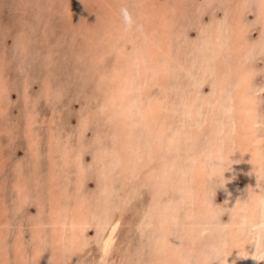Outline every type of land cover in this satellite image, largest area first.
I'll return each mask as SVG.
<instances>
[{"label":"rangeland","instance_id":"rangeland-1","mask_svg":"<svg viewBox=\"0 0 264 264\" xmlns=\"http://www.w3.org/2000/svg\"><path fill=\"white\" fill-rule=\"evenodd\" d=\"M263 6L262 0H0V209L4 210L0 214V264H22L23 255L28 259L23 264H55V257L58 264H204L202 255L207 258L213 246L219 251L212 264H226V257L233 255L231 229L245 233L251 243L242 264H264V210L257 223L235 213L236 203L248 201L249 179L233 158L223 186L217 188L211 148L212 119L227 128L223 131L231 127L230 113L235 112L237 120L233 109L236 80L232 84L228 77L231 81H227L215 67L234 68L237 58L225 45L226 25L241 10L248 29L247 62L253 69L249 88L255 96L257 135L264 157ZM122 8L131 14L134 33L121 17ZM141 14L161 19L167 14L171 17L167 24L174 30L171 68L165 72L167 87L156 81L146 93L142 84L159 72L147 62L140 64V51L148 48L140 34ZM120 26L127 28L126 36L116 31ZM106 29L113 32L108 33L111 38ZM104 34L117 42L115 49L108 40L97 44ZM216 34L220 35L217 39ZM121 58L127 62L125 74L131 77L121 73L119 82L129 83V93L118 89L119 82L111 77ZM156 94L164 103L155 116L148 113L145 117L142 103L152 102ZM130 117L137 120V130L126 126L129 130L120 136L125 124L119 120L127 122ZM194 127L203 134L193 145L189 134ZM151 128L154 131L148 133ZM152 140L159 153L151 159L144 156L152 154ZM184 154L203 155L207 162L208 199L202 206L193 194L184 195L182 182L168 180L176 171L186 174L192 165ZM158 168L164 170L168 182L163 193ZM52 171L61 192L58 218L70 221L77 200L89 209L87 223L79 228L81 247L71 237L69 224L59 238L70 243L54 241ZM260 185L264 193V174ZM115 223L108 254L103 242ZM57 247L65 248L66 259H58ZM172 247L174 253L169 252Z\"/></svg>","mask_w":264,"mask_h":264},{"label":"bare ground","instance_id":"bare-ground-1","mask_svg":"<svg viewBox=\"0 0 264 264\" xmlns=\"http://www.w3.org/2000/svg\"><path fill=\"white\" fill-rule=\"evenodd\" d=\"M235 3H236V1H235ZM238 3H239V1H238ZM262 3L264 5V0H262ZM233 12H232V14H233ZM240 12H241V10H240ZM240 12H237V15H234L233 14L231 16V18H230V23H227L228 25H226V26H229V34H228L227 40L225 41V45H226V43H228L227 44L228 49H230V50L232 49V52L229 51V53L232 54V55L234 54V56L236 55L235 57L237 58L236 62L234 63L235 65H233L234 68H230V69H233V72L232 73H230L231 71L228 72L230 69L224 68V65L217 64L216 67H215L217 73L219 72V69H220L221 74L223 75V77L225 75L226 80L228 79V77H231L232 78V82H233V79H234V82L236 80V93H235V102H234L233 109H234V111L236 109V115H237V118L236 119L238 121L237 120L234 121V118L233 117L235 115L234 114L235 112L234 113H230V115L228 117L227 116L226 117L228 118V120L231 119V125H229V123H228V125L231 126V127L228 128L227 131H225V130L223 131V129H227V128H223V126L217 120L212 119L215 122H212V124H211L213 126V128H214L213 131H212V133H213V139H212V142H211V144H212V147L211 148L214 150V156H215V160H216V162H215L214 165L216 166V168L219 170L220 174L223 177L227 176L228 173L230 172V170H231L230 164L232 163L233 158L237 161L236 163L239 166H241L242 168L245 169V173H246V175H247V177L249 179L251 193H250V195L248 197L247 203L242 204V205L239 204V203L238 204L236 203L235 213L238 214V216L244 214V218L247 221L249 220L248 221L249 223H257V222L260 221V218H261V216H260V210L261 209L256 208L254 206V201H255L256 197L262 193L261 192V188L262 187H261L260 183H261L262 175L264 174V157H263V152L261 151V149H262V143H260V140H259L258 135H257V117H256V111H255L254 106H253V104L255 102V96L252 93H250V88H249L250 87V82H251L250 80H251V77L253 75V69L250 67V65L247 62V60H248L247 57H248V55L250 53V51H249L250 49L248 50L249 43L246 40L245 36H246V31L248 29H247V26H246V22L242 18V13H240ZM114 15H116V14H114ZM143 15H146V14H141L140 15L141 17L139 16L140 18H139L138 21L140 22V25H142V28L140 29V31H141L140 34L141 35H144L142 39L144 40V42L146 43V45L148 46V48L147 47L146 48L145 47L143 48L141 46L142 47V51H140L141 52L140 56H142V57L139 59L140 60V64L143 66V63L146 64V62H147L148 65H151L150 68H152L154 70L157 68V72H159L158 74H156L157 75L156 77H154V76L151 77L150 76L152 79L150 80L149 83H145L144 82L142 84L143 90H145L144 93H146V90H147V92L148 91L150 92V90L152 89L151 88L152 84L153 83H156V81H160L161 84H162L161 86H163L164 89H166V87H167V85L165 87V84H164L165 80L167 79V76H166L165 72H167L168 68L171 66L170 60H172V57H173L172 50H174V48H173V45L172 44H173L174 40H173V35L172 34L174 33V30L172 32V27H173V26H171L172 24L171 25L167 24V21H169L170 18H171L167 14H164L162 16V19H161V16H158L157 15L156 17H158L157 18L158 21H156V17L154 15H152V16L151 15H146L147 17H145ZM260 15H261V17L264 20V6H263V11L261 12ZM111 18H112V16H111ZM136 18H138V17H136ZM228 22H229V20H228ZM114 23L116 24V22H113V24ZM150 24H152L153 26L151 27ZM219 25L220 24H218V26ZM130 28L132 29V31H129V32L134 33L133 30H135V29L132 28V25H131ZM219 29H222V28H219ZM126 30H127L126 27L120 26L119 28H117L116 31L119 34H122ZM105 31H107V29ZM142 31H144V33H142ZM181 31H183V30H181ZM215 31H217V29L216 30L214 29V32ZM108 33H112L113 34V32L111 30L107 31V36L109 35ZM128 34L129 33H127V35ZM181 35H183V34H181ZM104 36H105V34H104ZM104 36L102 37V39L101 38L99 39L100 41L97 44H101L102 45L106 40H108V43L111 42L110 39H107L108 37L105 36L106 37V39H105ZM110 36H111V34L109 35V37ZM124 36H126L125 33H124ZM218 36H220V35L219 34H216V39L218 38ZM112 38H113V36H112ZM97 39H96V41H97ZM111 40H113V39H111ZM115 42L116 41H112L111 44L109 45V47L112 48V49H115L116 48ZM94 44L95 43H93V45ZM104 45H107V44H104ZM94 47H96V46L94 45ZM216 51H219V50H216ZM246 51H248L249 53H246ZM109 52H111V49H109ZM112 52H113V50H112ZM118 54H120V53H118ZM178 57H180V56H178ZM113 58H115V57L113 56ZM116 58H118V57H116ZM100 59H102V58H99V60ZM216 59H217V57H216ZM216 59H214V60L217 61ZM120 60H121V65H119L120 67H116V71H117L116 74L115 73L114 74L112 73V76H111L113 79H115L114 82L115 81L119 82L122 79L121 73L125 74V72H124L125 69L123 68V65H125L127 62L124 60V58H121ZM220 60H221V58H220ZM113 67L114 66H112V68ZM109 69H110V71L113 70V69L111 70V67ZM127 70H128V68H127ZM143 71H145V70H143ZM168 72H170V70ZM159 74H160V77H158ZM102 75L103 76H106L104 74H102ZM214 75H217V74H214ZM126 76H128V77L130 76L131 77V74L128 72ZM119 77H121V79ZM231 78L229 79L230 81H231ZM229 80H227V81H229ZM120 82L117 83V85L119 84L118 85L119 86L118 89H122V90H124V92H127V93H129L132 90V88L129 86V83L122 84ZM219 82L220 83H224V80H220ZM234 82L232 84H234ZM229 83H231V82H229ZM134 84H136V83H134ZM158 84H159V82H158ZM123 85H124V87H122ZM226 89H228V87ZM143 90H140V91L143 93ZM112 91H114V90L112 89ZM225 92L226 91H224V93ZM212 95H213V93H212ZM217 95L215 94V96H217ZM232 95L234 96V94H232ZM153 97H154V99H153L152 102H150V103H142V107L144 108V112H145V114H144L145 117L149 116V114L151 116L152 115L155 116L156 111L160 109V106H161V104L163 102L162 96L157 97V94H156V95H153ZM120 99L122 100L124 98H122V96H121ZM120 99H119V101L122 103L124 100L121 101ZM111 100H113V99H111ZM195 102H194V104H195ZM221 103L222 102H220L219 104H221ZM125 104H127V103H125ZM214 105L215 104H213V106ZM127 106H128V104H127ZM127 108H129V107H127ZM193 109L195 110V112H197L196 108H193ZM195 112L194 111H191L192 116L195 115ZM132 119H134V118H132ZM132 119L130 117L127 120V122H126V119H124L123 121L122 120H119V122L121 123V125L122 124H125V125L122 126L123 127L122 129L120 128V132H119L120 133V136H122V134H121L122 132L121 131L125 132L126 129L129 130L126 126H129V127L130 126H133L132 127L133 128V131L134 130H137V128L135 126V124H137V123H135V121H137V120L136 119L132 120ZM221 123L223 124V122H221ZM232 126L234 128H232ZM153 131H154V129L151 128L148 131V133H152ZM163 132H164V130H163ZM202 134H203V132L200 129H197L196 127H194V131H192V133L189 134L190 136L188 135L189 136V139H191V142H193V145L197 142V140L201 137ZM221 135H223V136L221 137ZM125 136L127 137V133L125 134ZM51 140H52V143H55L56 137L54 135H52V139ZM127 141H128V139H126L125 142H124L126 146L128 145L127 143L129 142V141L128 142ZM150 142H151V145L150 146L152 148V154L149 156V155H147V154L144 153L145 156L144 155H141V156L149 157V158L152 159V156H154L156 153L158 154L159 153V150H158V146H156L155 144H153L154 143V140H152ZM183 145H185V144L183 143L182 146ZM191 156L192 155H186V154H184V157H185L186 160L189 158V160L192 161V162L189 161L192 164L189 167L192 168L194 171L193 170H190V168H187L186 171L189 174V176H188L187 173L186 174H184L185 172L182 173L183 170L181 169L182 170L181 173L178 172V171H176V174L177 175L174 174L176 176H174V177L172 176L168 180L174 181L175 183L176 182L178 183L179 181L182 182L183 183V186L185 187L184 192H183L184 195L192 196V194H193V198L195 197L194 200L196 201V204L202 206V203L205 202L208 199V189H207V184H206L208 182V180H209V176H208L209 173L207 172V171H209L208 168H207L208 165H207V162L202 157L203 155L195 154V155H193V157H191ZM149 158H147V160ZM192 158H194V159H192ZM144 160H146V158ZM232 166L233 165H231V167ZM226 168H229V169H226ZM53 172L54 171H52L51 173H53ZM191 172H194L193 173L194 174L193 176H191L192 175ZM157 174H158V178H159V180H157L159 182V185H158L159 188H160L159 190H160V193L161 192L163 193V192L166 191L165 188L168 187V182L164 181V175H163L164 174V170L163 169H159L158 168V170H156V175ZM182 174L185 175V176H188V177L183 178L181 176ZM182 178H183V181H182ZM53 179L55 180V173H53L51 175V180L49 182V188H50V192H51V200L50 201H51V206H52V208H51L52 209L51 223L54 225V227H53V233L55 234L54 241H55V243H59L61 241H63L64 243L66 242L65 241V239H66L65 237L64 238H59V237H63L62 234H63L64 229H66L65 226L67 224H69L73 228V232H72V236L71 237L74 239V241L77 242L78 246L81 247V244L83 243V240H82L83 236H81V234L79 233L80 232V229L79 228H80L81 225H84V224L87 223L88 218H89V216H88L89 209L87 207L82 206L84 204V201L83 200H77L76 201V204H75V207L72 208V215H71L72 216L71 217L72 219H70V221H68V222H65V221L63 222V220L59 219L58 218L59 217L58 216L59 215L58 212L60 210V208H59L60 207V201L59 200H60V195H61L60 193L61 192H58L57 191L58 189L56 188V186H55L56 184H55V181ZM180 189H182V188H180ZM182 199H183V197H182ZM245 206H247V207L245 208ZM207 211H208V209H207V207H205L204 212H207ZM3 212H4V210L0 209V214H2ZM4 224H6V223H4ZM42 224H44V223L42 222ZM1 226L2 225H0V227ZM116 229H117V223H115L112 226V228L110 230V233L104 239L103 249H104V251L106 253L109 252L108 250L110 249V246H111L112 241L114 239V233H115ZM231 236H233V240H231V242H230L231 244L229 245L230 246L229 247L230 248L229 250L230 251H231V249L233 250V252H232L233 255H232L231 258H230V256H229V258L226 257V264H242V263H244V259L243 258L246 257L247 248L251 244L250 243V240L246 238L245 233H243V234L242 233H237L235 231V229H231ZM73 239L71 240V242L73 241ZM66 243H70V239ZM58 249L59 248L57 247L58 259L59 260L66 259L65 258L66 255L64 256L65 248L60 247V249L59 250ZM175 251H176V249H174L173 247L169 250V252H172V253H174ZM4 255L7 256V253L4 252ZM53 257L54 256L52 255V258ZM20 258H21V261H22L20 263H22V264H23V262H25V261L28 260L27 257L24 256V255L21 256ZM201 259H202V262L205 264L206 256L205 255H202V258ZM168 260L171 261L172 258L169 257ZM54 261H55L54 262L55 264L56 263L57 264L59 263V261H57V257L54 258ZM168 264H170V262ZM171 264H173V263H171Z\"/></svg>","mask_w":264,"mask_h":264},{"label":"clouds","instance_id":"clouds-1","mask_svg":"<svg viewBox=\"0 0 264 264\" xmlns=\"http://www.w3.org/2000/svg\"><path fill=\"white\" fill-rule=\"evenodd\" d=\"M121 17L126 25V27H131V14L126 8L121 9ZM212 177L216 184V187H221L224 184V177L220 174L217 168L212 171ZM254 206L261 210H264V193L258 195L254 201ZM247 206H245L246 208ZM243 210V209H242ZM218 248L213 246L205 260V264H212V261L218 258Z\"/></svg>","mask_w":264,"mask_h":264}]
</instances>
